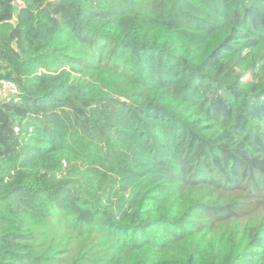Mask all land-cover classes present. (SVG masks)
Here are the masks:
<instances>
[{
	"label": "trees",
	"instance_id": "obj_1",
	"mask_svg": "<svg viewBox=\"0 0 264 264\" xmlns=\"http://www.w3.org/2000/svg\"><path fill=\"white\" fill-rule=\"evenodd\" d=\"M1 79L0 264H264V0H0Z\"/></svg>",
	"mask_w": 264,
	"mask_h": 264
},
{
	"label": "built area",
	"instance_id": "obj_2",
	"mask_svg": "<svg viewBox=\"0 0 264 264\" xmlns=\"http://www.w3.org/2000/svg\"><path fill=\"white\" fill-rule=\"evenodd\" d=\"M0 88L6 90L10 95H16L19 93V87L17 83L10 79H1ZM15 132L20 131L19 126L14 127Z\"/></svg>",
	"mask_w": 264,
	"mask_h": 264
},
{
	"label": "crops",
	"instance_id": "obj_3",
	"mask_svg": "<svg viewBox=\"0 0 264 264\" xmlns=\"http://www.w3.org/2000/svg\"><path fill=\"white\" fill-rule=\"evenodd\" d=\"M9 96L10 94L6 90L0 88V99H5L6 97H9Z\"/></svg>",
	"mask_w": 264,
	"mask_h": 264
}]
</instances>
